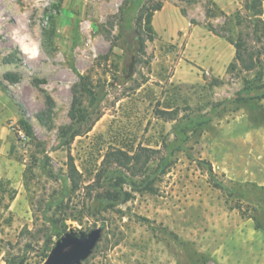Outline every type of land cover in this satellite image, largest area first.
Instances as JSON below:
<instances>
[{"label": "rangeland", "instance_id": "rangeland-1", "mask_svg": "<svg viewBox=\"0 0 264 264\" xmlns=\"http://www.w3.org/2000/svg\"><path fill=\"white\" fill-rule=\"evenodd\" d=\"M158 1L165 8L153 20L154 38L135 58V42L118 26L123 0H0V264L12 256L45 264L43 215L57 219L70 212L75 219L65 221L64 234L102 230L81 264H264V186L228 180L212 154L213 132L229 128L240 113L231 110L189 130L183 150L169 157L170 167L157 171V157L175 140V125L209 112L247 83L264 87V30L257 40L245 0ZM261 12L264 22V0ZM48 16L55 20L52 42L43 37L50 31ZM239 37L255 58L251 72L231 67L235 48L228 39ZM6 72L20 81L7 83ZM87 74L105 92L100 118L69 147H59V129L70 124L71 87ZM45 95L54 106L42 123ZM21 117L43 154L19 129ZM142 149L160 153L139 169L113 166L109 173L112 183L124 174L136 185L152 181L150 188L137 192L124 184L129 201L103 211L96 198L105 189L90 194L85 187L104 156L121 150L134 157ZM69 158L80 179L64 211L57 202ZM34 213L40 219L35 226ZM25 228L29 233L20 235ZM56 242L52 237L51 247Z\"/></svg>", "mask_w": 264, "mask_h": 264}, {"label": "trees", "instance_id": "trees-1", "mask_svg": "<svg viewBox=\"0 0 264 264\" xmlns=\"http://www.w3.org/2000/svg\"><path fill=\"white\" fill-rule=\"evenodd\" d=\"M244 5L247 12L251 13L250 18H253L254 36L257 40H261V35H258L259 30H264V22L261 21L259 16H261V0H245ZM163 8V3L158 0H123L122 5L118 8L117 21L120 30V35H122L126 40H133L137 46L133 49L134 57L136 58L139 54L144 53L145 42L147 40H152L154 38V30L152 27V18L154 14ZM207 16L211 15L207 12ZM134 20L135 27H132L130 20ZM50 31L43 30V37L45 41H53L55 35V20L53 16H48ZM112 26V24H111ZM213 31V30H212ZM214 33H216L214 31ZM218 35V33L216 34ZM130 42V41H129ZM228 42L235 48L234 61L231 67L238 66L239 70L242 72H251L256 67V61L252 52L246 47L245 42L239 37L236 41L228 39ZM130 46L131 43H128ZM3 79L11 84H17L20 81V75L14 72H6L3 75ZM104 89L100 83H93L89 74L80 75L78 77V82L71 87V106L69 110L70 124L61 127L58 132V146L65 148L69 147L76 137L82 136L83 134L89 132L93 125L99 120V104L104 97ZM264 99V87L255 88L251 83H247L246 86L236 93V95L231 98L224 100L216 105H214L209 112L201 114L195 118L188 119L184 124L175 125L174 137L175 140L172 144L166 146L167 153L159 158V163L157 165V171L163 174L166 169L170 167L169 157L175 151L183 150V145L188 140V131L192 133L197 132L204 127L208 126L213 118L221 117L223 114L230 112L231 110L246 109L250 116L260 121L264 118V107L260 102ZM88 102V106L85 102ZM46 109L38 115V120L44 122L50 121L54 103L52 99L45 95ZM17 125L19 129L24 133V137L29 141V143L43 154L42 144L37 141L32 126L28 123L26 119L21 117ZM159 150L152 149H142L141 153L130 157L127 153L121 150H112L106 153L104 159L101 163V168L99 169L94 182L87 185L85 189L90 190V194L95 190L104 188L105 190L97 195V205L103 210H113L116 206L124 204L129 201L131 194L128 191L123 190V185H129L134 191L140 192L143 190H148L152 181H145L141 185H136L135 183L129 182L128 178L121 174L116 178V182L112 183L113 177L109 173L113 166H119L128 170H134L138 167L141 168V164L148 163L154 160L155 155L159 154ZM46 158V156H44ZM131 161L133 164L130 165ZM211 170V167H210ZM79 179L80 174L73 165L72 159L69 158L67 177L64 180L63 194L59 199L57 204L61 209L65 208L67 210L69 199L64 203L66 197L74 194L79 189ZM256 186V185H255ZM262 188V187H260ZM13 200V197L10 198ZM100 209V210H101ZM73 212L69 215H64L63 218H48L43 215L41 220V227L49 230V235L46 237V242L44 245L45 255L48 256L49 252L53 247H51L52 237L57 238V242L60 240L61 236L65 233V221L74 220ZM34 226L39 222V218L34 213ZM255 221V219H254ZM257 230H261V227L256 225ZM29 233L27 228L23 229L20 235ZM56 242V243H57ZM6 264H25V259L21 256H12L6 260Z\"/></svg>", "mask_w": 264, "mask_h": 264}, {"label": "crops", "instance_id": "crops-1", "mask_svg": "<svg viewBox=\"0 0 264 264\" xmlns=\"http://www.w3.org/2000/svg\"><path fill=\"white\" fill-rule=\"evenodd\" d=\"M162 10L154 14L151 24ZM235 113L240 114L229 128L226 126L222 130L213 132L211 145L214 163L228 180L262 187L264 186V118L256 121L246 109H238Z\"/></svg>", "mask_w": 264, "mask_h": 264}, {"label": "water", "instance_id": "water-1", "mask_svg": "<svg viewBox=\"0 0 264 264\" xmlns=\"http://www.w3.org/2000/svg\"><path fill=\"white\" fill-rule=\"evenodd\" d=\"M134 61L132 57L127 78L132 73ZM101 232V229H94L88 234L73 231L64 234L49 252L45 264H81L99 243Z\"/></svg>", "mask_w": 264, "mask_h": 264}]
</instances>
